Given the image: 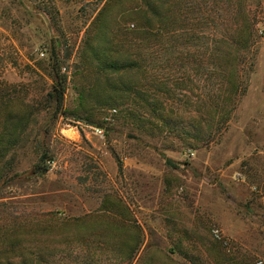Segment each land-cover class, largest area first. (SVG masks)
Wrapping results in <instances>:
<instances>
[{"label":"rangeland","instance_id":"1","mask_svg":"<svg viewBox=\"0 0 264 264\" xmlns=\"http://www.w3.org/2000/svg\"><path fill=\"white\" fill-rule=\"evenodd\" d=\"M144 8L0 0V264H264V0L237 93L235 22L189 14L142 40ZM130 53L141 70L97 62Z\"/></svg>","mask_w":264,"mask_h":264},{"label":"trees","instance_id":"2","mask_svg":"<svg viewBox=\"0 0 264 264\" xmlns=\"http://www.w3.org/2000/svg\"><path fill=\"white\" fill-rule=\"evenodd\" d=\"M237 1L242 6V9L240 11L238 10L236 14L233 13L230 15L232 19H227L226 10L222 7L225 0H145V8L142 9L140 13V20L142 23H140L136 32L139 33V38H142V40H150L152 36L156 38L159 35L165 37L166 34H162V31L163 29L166 30L167 24H170V22L177 17L179 18L178 22L184 27L186 22L188 23L190 21L189 14H193L195 16L194 21L197 22L207 21L209 18L215 17L216 15H219L217 19H221L224 23H229L232 20L233 23H236V29H232V38L223 36V44L229 45L230 48L236 47L237 51L235 54H224L221 59L223 69L233 79L229 81L231 93L232 91L237 93L239 92V85L237 81H235V78L240 76L241 71L239 68L240 61L238 55L240 52L250 49V41L254 38L255 26L257 24V20L253 18L251 12L247 10L248 0ZM238 16H240V18ZM157 25L159 26L158 28ZM244 27H247V29ZM182 34L184 35V31ZM127 56L128 57H125L124 60L118 61L112 54H105L103 55L104 58H97V62L106 68L105 70L110 71L133 68L141 70L142 67L140 62L133 59L131 53ZM61 63V59L55 55L51 67L55 80L52 97L56 102L58 113L64 115L66 114L64 104L68 77L62 73ZM47 158L46 155L41 157L40 161L34 167V172L46 173L49 171Z\"/></svg>","mask_w":264,"mask_h":264},{"label":"built area","instance_id":"3","mask_svg":"<svg viewBox=\"0 0 264 264\" xmlns=\"http://www.w3.org/2000/svg\"><path fill=\"white\" fill-rule=\"evenodd\" d=\"M132 27H134V25H132ZM99 131L97 132L99 135L103 134V130L102 129H98Z\"/></svg>","mask_w":264,"mask_h":264}]
</instances>
